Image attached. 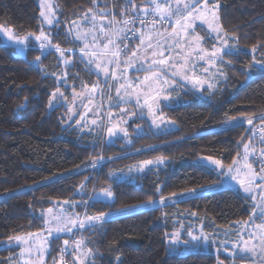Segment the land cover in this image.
<instances>
[{"label": "trees", "instance_id": "trees-1", "mask_svg": "<svg viewBox=\"0 0 264 264\" xmlns=\"http://www.w3.org/2000/svg\"><path fill=\"white\" fill-rule=\"evenodd\" d=\"M134 2L139 8L150 0ZM208 2L218 5L222 29L235 36L239 46L252 49L259 45L256 54L242 50L226 57L231 60L224 68L226 79L215 90H205L201 96L188 89L180 103L163 106V114L175 122L176 128L157 133L146 118L138 117L128 123L127 138L113 142L68 123L69 109L65 105L49 107L51 94L65 87L56 76L61 64L54 47L45 52L30 40L23 55L20 46H9L0 34V244L9 237L44 230L42 212L57 201L81 199V213L108 214V219L79 233L85 246L96 252L88 264L232 263L220 250L181 254L170 246V237L181 224L190 222L205 233L217 234L249 220L254 207L252 199L239 189H213L218 172L198 159L208 156L229 164L237 158V151L243 153L241 138L252 133L253 143L258 141V149L261 147V135L256 132L264 126L260 124L264 114V67L252 61L253 56L256 61H264V0ZM128 3L96 0L93 6L92 0H57L59 20L53 26L51 44L66 51L80 49L67 31L68 22L90 7L113 8L119 16ZM40 13L38 0H0V25L12 28L18 36L39 34ZM37 56L40 61H36ZM67 71L68 81L76 88L92 87L98 80L77 59ZM228 116L237 120L225 124ZM248 118L253 119V125L245 122ZM157 157H163L166 163L139 174L135 180L112 176ZM82 188L85 193L79 195ZM157 188L166 198L165 205L159 203ZM189 188H195L197 194L182 197L180 193L186 194ZM105 189L114 193L112 201L92 199L91 192ZM173 192L177 195L171 196ZM149 197L154 201L152 208L121 213L147 204ZM188 231L186 224L183 236ZM68 237L51 240V264H60V249ZM19 259V247L0 245V264H14Z\"/></svg>", "mask_w": 264, "mask_h": 264}, {"label": "snow or ice", "instance_id": "snow-or-ice-1", "mask_svg": "<svg viewBox=\"0 0 264 264\" xmlns=\"http://www.w3.org/2000/svg\"><path fill=\"white\" fill-rule=\"evenodd\" d=\"M93 6L96 5V0H92ZM208 4V0H150V3L147 6H141L137 8L134 0H129L128 6L124 7L120 14V19H117L112 13H105L102 11H94L92 7L88 9V12L84 14L83 20L91 23V29L86 32H79L75 35L76 40H80L83 42V46L80 47L81 58L87 57L88 64H94L95 67L102 72L106 77L104 81L105 87L111 88L112 85L108 83V79L117 80V70L121 69V65L123 64V71L120 73V76L123 77L129 68L135 66V58L136 61L140 59H146L149 57H159L158 59H151L150 63L148 64L147 68H138L137 71H144L147 73L144 77V81L136 83L135 88H140L141 84H144L145 87L141 89L140 92H136L135 88L133 87L132 82L125 81L120 83L118 87L115 88L116 96L118 97L119 101L124 103H128L126 97L131 98L134 94L136 96L135 104L140 108L147 107L150 114L154 115L153 124L156 123L157 119H160L163 115L161 112L158 116L153 112L154 107H159L160 101H168L171 96L175 93L176 89L173 85L176 84V80L174 77L180 76L181 79L185 81L191 80L193 87L199 86L198 90L203 91V81L196 76L195 74V63L193 60H200L204 61L211 67H215L217 65V61H220L221 64H229L231 60H226V57H231L233 54H239V49L236 48L234 43H230L228 40H222L219 34L217 35V40L219 41V46L213 44L212 49L209 51L203 47L193 48V51L196 52V56L192 59H185L184 64H178L177 62L173 61V57L169 54L165 57V51L167 49L164 48V45L157 40L155 44L152 42V33H150L147 37L148 43L145 44V36L143 34L142 29L137 28H128V31H132L134 34L136 32H141L139 44L143 47V52L146 54L145 56L139 55V48L130 50L129 52H124L123 49L120 48L119 44H117L116 40L113 39L114 35L124 33L125 28L121 27L117 29L115 33L112 32V29L115 27L116 24H120L123 26L134 25L139 22L141 25H146L149 21H146L145 17L151 15L152 19L150 23L153 26L157 22H164L166 20L171 21L173 17H175V21L172 25V35L173 36H180V32H177V28L181 30L185 35L191 36V40L196 41L197 43L201 41L203 38L200 36L195 35V22L197 20H201L202 22H207L205 20V8L202 7ZM42 9L47 8V14L44 10L41 11L40 15L44 17V20L48 24H52L53 21L49 17L53 15L52 6L47 5L42 0L41 4ZM131 9V11H129ZM89 13L91 15H89ZM142 14V15H141ZM97 17H99L101 23L97 25ZM156 17H159V21L156 20ZM213 17H215V13H213ZM218 19V17H215ZM107 21V23H103ZM76 22L73 21V24ZM78 26V25H77ZM209 27L212 31L219 33L220 26L216 25L215 27L212 24H209ZM93 30H96L100 33L99 36L92 35L91 41H89L88 36L92 33ZM191 30V31H189ZM158 31V30H157ZM0 33L6 36L8 41H12L17 45H25L28 36H34L36 41H39V47L41 49L45 47H54L55 51L59 53V58L63 61L65 65L71 63L70 59L65 58V51L61 49L58 45H52L49 37L45 34L43 30L39 32V34L29 33L28 36L23 38L16 36L11 29L0 25ZM123 39H127V36L124 35ZM234 39H237L234 37ZM238 42V40H237ZM123 43V40H121ZM180 40H176V46H179ZM91 45V47H90ZM99 46H102L104 50L107 51H95V49ZM112 46L115 50H109V46ZM191 46V45H190ZM259 45L252 46V52L255 53L257 51ZM124 48H127V45H124ZM149 49H153L150 53H148ZM23 51V49H21ZM123 52L125 56L124 61H120L119 56ZM112 56L114 59L107 60L105 57ZM188 56L191 57V53H188ZM36 61H40V56H37ZM173 61L172 63H169ZM253 64L260 63L262 67H264V61H256L255 56H253ZM109 65H114L111 73L109 72ZM181 69H183V73L181 74ZM205 72L208 71V68L203 69ZM191 73V75H189ZM156 85V87H153ZM83 87V86H82ZM98 85H92V92L95 93L98 90ZM209 88L212 87L211 84L208 85ZM121 89H124L122 92ZM131 89V91H129ZM171 89V91H169ZM57 93L60 96H63V93L59 92V88L56 89L51 94V98L49 100V107H53V100L57 98ZM103 95V93H102ZM144 95L145 99L143 104H141L140 96ZM111 99V97H109ZM151 100V103L149 101ZM91 99H89V103ZM71 111V109H69ZM121 112H124V109H120ZM129 115L125 113V116L119 117L120 121H124L125 117ZM131 115H135V113H131ZM237 118L234 116H228L225 120V124H230L233 121H236ZM111 122V121H110ZM249 125H253V119L248 118L245 121ZM95 123V121H93ZM260 124H264V114L260 116ZM112 127L107 128V134L111 136H116L118 131L123 132L125 136H127V130L123 128H117L116 122H112ZM262 133L260 137L261 147L259 149V156L261 159L262 166L260 168V173H256L252 167V163L249 161V157L255 155L257 152V148L253 143V136L255 133L247 137L241 138V143L243 146V153L241 154L240 151H237L236 157L233 158L231 163L225 164L220 159H213L211 157L205 156L202 157L203 160L208 161L210 164L215 166V169H219L220 171L217 173V182L218 184L222 185L224 179H230L235 181L245 193H250L252 191V186L255 184L257 188H261L264 191V128L259 129ZM251 132V129L248 130ZM102 159V157H101ZM163 157H157L156 163H162ZM154 161L146 160L143 161V165H150L153 164ZM95 166V165H93ZM132 169L130 168L129 171ZM137 171H144V167H139L136 169ZM259 180V183H257ZM217 186V185H213ZM83 187V185H81ZM157 192H160V199L159 203L161 205L166 204V198L163 195V192L157 188ZM196 189L189 188L187 189L188 195H195ZM104 197L111 198L113 193L108 190H102L101 193ZM185 193H180V195H184ZM177 193H171V196H176ZM255 200V197H252ZM154 203L151 197L148 198L147 204L152 205ZM259 208L261 217H264V205H256L253 207L252 216H256V208ZM51 209H48V212H51ZM108 214L101 212L97 216H90L85 215L83 219L71 216H55L52 219L56 220V225L54 228L49 229V234L52 231L55 232H71L72 228H79L85 229L87 227H93L94 222H103ZM195 215V213H193ZM252 220V217L249 218ZM253 226L259 230V235L256 232L249 233V238L244 239L241 236V240L243 241L242 244H234L233 248L238 249V252H229L230 256H237L240 253L245 254L241 259L247 258L250 254L251 256L257 255L256 248L259 247L261 260H264V219H262L261 223L256 224L253 221ZM192 236L193 240L200 241L204 244H214L215 241L210 238L209 235L202 234L200 236H193L191 232L188 233ZM29 236L32 233L28 234ZM173 239L171 241L172 244L177 242L179 233H173ZM10 241L15 240L18 243H27V241L22 240V238L17 235L8 238ZM256 239L259 241L258 244H251L250 241ZM71 244L74 246L71 252H68V246L70 245L69 240H64V248L60 249L61 253V260L60 264H86L89 257L95 256V250L91 248L84 247L83 240H73ZM175 251V249H172ZM219 251V248L217 249ZM71 256V261H66L65 257ZM39 259H43V256H40ZM56 264V262H54ZM223 264V262H221Z\"/></svg>", "mask_w": 264, "mask_h": 264}, {"label": "rangeland", "instance_id": "rangeland-1", "mask_svg": "<svg viewBox=\"0 0 264 264\" xmlns=\"http://www.w3.org/2000/svg\"><path fill=\"white\" fill-rule=\"evenodd\" d=\"M38 2H39V5L41 7L42 0H38ZM186 2H187V0H186ZM44 3L52 6L53 15H51L49 18L52 19L53 23L48 24L44 20V17L41 16V19H42L41 30H43L45 32V34L49 37V40L52 41V37H53L52 34L54 32L53 26L59 20L57 0H44ZM202 7L205 8V20L207 22H202L201 20H197L195 22V33L194 34L203 38L198 43L196 41L191 40V36L185 35L183 32H181V30L179 28H177V32H180V36H173L171 34L172 33V25L175 21V17H173V19L171 21L166 20L164 22H157L155 24V26H153L152 23H150V21L152 19L151 15H149L148 17H145L146 21H149L148 23H146V25H141L139 22H137L134 25H129V26H123L120 24H116L115 27L112 29L113 33H115L117 31V29H119L121 27L125 28V32L114 35L113 39L116 40L117 44H119L120 48L123 49L124 52H129L130 50H134V49L139 48V55L143 57L146 54L143 52V47L140 46V44H139L141 32H136L134 34L132 31L127 30L129 27L142 29L143 34L145 36V44L148 43V40H147L148 35L150 33H152L153 44H155V42L157 40H159L164 45V48L167 49L164 53L165 57H167L169 54H171L173 57V61L177 62L178 64H184L185 59H192L193 57L196 56V52L193 51V48L203 47V48L210 51L212 49L213 44H216L217 46H219V41L217 40L218 34L222 40H228L230 43H234L236 48L239 49V51L247 50L253 55L256 54V52L253 53L251 49H244L243 47L239 46L237 39H234L235 36L225 32L222 29V27L220 25V21H219V12H218V5L217 4H210L208 2V4L206 6H203V4H202ZM42 10H44L47 14V8L42 9V7H41V11ZM94 11H102L105 13L110 12L117 19H120V15L116 16L113 8H98ZM213 13H215V17H218V19L213 17ZM89 15H91V14L89 13ZM83 17H84V15L80 16L79 18H77L75 20L68 22V25H67L68 26L67 31H68L69 35L73 38V40H75L78 43L79 47L83 46V42L80 40H76L74 38L75 35L79 32H86L89 29H91V27H92L91 23H88V22L83 20ZM156 20L159 21V17H156ZM73 21H75L76 23L73 24ZM96 23H97V25H99L101 23L99 17H97ZM103 23L106 24L107 21H104ZM209 24H212L214 27L216 25H219L220 26L219 33L212 31V29L209 27ZM4 27L11 29L12 32L16 36H18L12 28H9L7 26H4ZM200 30H203L205 33H202ZM189 31H191V30H189ZM0 34L3 36V38L6 40V42H8L9 46L14 43L12 41H8L6 36L3 35V33H0ZM204 34H206V36ZM92 35L99 36L100 33L96 30H93L92 33L88 36L89 41H91ZM124 35L127 36V39H123ZM26 36H28V35H26ZM18 37L23 38L25 36H18ZM177 39L180 40L179 46H176V40ZM30 40H34L35 42L38 43V45L40 44L39 41L35 40L34 36H28V40H27L26 44ZM121 40H123V43H121ZM125 44L127 45L126 49L124 48ZM14 45L20 46L21 48H19V53L25 55V52H26V49L24 48L25 45H17L15 43H14ZM16 46H13V47H16ZM90 47H91V45H90ZM21 49H23V51H21ZM43 49L45 52H47L48 50L53 49V48L52 47H45ZM109 50H115V49H113L112 46L110 45ZM152 50L153 49H149L148 53H150ZM95 51L99 52V51H107V50H104L102 48V46L98 45V47L95 49ZM188 53H191V57L188 56ZM57 56L59 58V53H57ZM65 58L70 59L71 63H69L68 65H65L63 63V61L59 58L60 64H61V70H60V73H58L56 75L59 84L65 85V87L59 88V92L63 93V96H60L59 93H57V98L55 100H53V107L60 105V104H63L68 109H71V111H69V115H68V123L74 122L75 126L77 128H79L82 132L93 133L96 135H102L106 142H113L117 138H127V136H125L123 134V132L118 131L116 136L110 137L107 134V128L113 126L112 122H116L117 128H123V129L127 130L128 123L131 122L132 120H134L135 118H138V117L146 118L148 123H149L150 128L154 132H157V133L176 128L175 122L170 120L168 117H166L165 114H163L162 117L160 119H157L156 123L153 124L154 115L149 113L147 107L140 108L139 106H137L135 104V99H136L135 94L131 98L126 97V100H128V103H124L122 101H119L118 97L116 96V92H115V88L118 87L120 83H123L125 81L132 82L134 88H135L136 83L144 81V77H145V75H147V73L142 71V70L137 71V69L141 68L142 66H143V68H147L151 59H158L159 57H149L146 59H140L138 61H136L135 58H133V60L135 61V66L132 68H129L123 77L120 76V73L123 71V64H122L121 69L117 70L118 79L117 80L108 79V83L110 85H112L111 88L105 87L104 81L106 80V77L104 76V74L102 72H99V70L95 67L94 64H91V65L88 64L87 63V59H88L87 57H85L83 59L81 58L80 49H75V50L71 49V50L65 51ZM76 59L79 62H83L90 72L95 73L98 76V80H97L95 85H98L99 87L95 93L92 92V87H88L86 85H80L78 88H76L74 86V85H76L75 83H70L68 81L67 78H68L69 72L67 71V69H68V67H70L73 64L74 60H76ZM105 59L112 60L114 58L109 55V56L105 57ZM119 59H120V61H124L126 59L125 56L123 55V52H121ZM173 61H170L169 63H172ZM193 62L196 65L195 66L196 76H199V78L204 82L203 83V89L204 90L203 91L198 90L199 86L193 87L191 80L185 81V80L181 79L180 76L174 77V79L176 80V84L173 85V87H175L176 91L168 101L162 100V101H160V105L158 108L157 107L153 108V112L157 116L162 112L161 108L163 106H165V105L171 106V105H174L176 103H180L182 100V94L184 91H186L188 89H192V90L196 91L198 94H200L201 96H204L205 90H210V91L215 90L221 84V82L226 79V74L224 72V68H225V66H227V64H221L220 61H217V65L215 67H211L208 64H206L204 61L193 60ZM113 67H114V65H109V72L110 73H111ZM204 68H208V71L205 72L203 70ZM182 73H183V69H181V74ZM189 75H191V73H189ZM209 84L212 85L211 88L208 87ZM144 87H145V85L141 84L140 88H135V91L140 92L141 89ZM153 87H156V85H153ZM121 91L123 92L124 89H121ZM129 91H131V89H129ZM169 91H171V89H169ZM102 93H103V95H102ZM109 97H111V99H109ZM89 99H91L90 103H89ZM144 99H145L144 95H141L140 96L141 104H143ZM149 103H151V100L149 101ZM121 108L124 109V112L120 111ZM125 113H128L129 115H127L125 117L124 121H120L119 117L125 116ZM131 113H135V115H131ZM93 121H95V123H93ZM262 125H264V124H262ZM254 144L257 148V152L255 153V155L249 157V161L252 163V167L255 170V172L260 173V168L262 166V163H261V159L259 156V149L257 147L258 141L254 142ZM213 159H215V158H213ZM151 160L154 161L153 164L143 165L142 162H140V163H137V164L130 166L127 170H124V171L121 170V171L114 172L112 174V176H114L115 178H117L119 180H127V179L135 180L139 174H143V173L148 172L152 169H155L159 166H163L166 163L165 159H163L162 163H156L155 162L156 159H151ZM198 161L204 165H207V166L215 169L214 165L210 164L206 160H203L202 157H200L198 159ZM99 164L100 163H98V165ZM139 167H144V171H137L136 169ZM130 168L132 169L131 171H129ZM215 170L217 172L220 171L219 169H215ZM261 175H264V173H261ZM258 181L259 180H257V183H258ZM215 185H217V186H212L213 189L226 188L227 186H232L234 188L238 187V184L235 181L230 180V179H224V182L222 185H220L218 183ZM259 189L261 190V188H257L254 184L252 186V191L249 193L251 198L253 196L255 197V200L252 199L253 206L264 205V201H263L264 196H261V192ZM84 193H85V190L83 188L78 191L79 195L84 194ZM101 193H102V190H97L94 193L91 192L92 199L93 200H103V201H112L114 199V193L113 192H112L113 196L111 198L104 197ZM196 194H197V192L195 193V195ZM190 196H194V195H188L187 193L182 195V197H184V198L190 197ZM172 201H173V198L170 199V202H172ZM81 204H82L81 199H79V201H57L53 207L49 208L52 210L51 212H48V209L44 210L42 212V215H43L44 220H45L44 230H42L40 232L32 233L31 236H29L28 234H20L19 235L22 238V240L27 241V243H19L22 246V250H23V254H24L22 258H25V261H27L29 264L43 263V259L48 252V246L50 244V242L48 240H46V238H47L46 236H50L52 238H57V237L65 236V235L70 236V235H72V233L76 229H78V228H72L71 232H67V231L55 232V231H52L51 234H49V229L54 228L56 223H57L56 220H54L52 218L55 216L63 215V216H71V217H77L78 216L80 219H83L84 216L87 214H85V212L81 213V211H80V208H81L80 205ZM152 206L153 205H148V204L137 205V206L132 207L130 209L128 208L124 211H121V213L129 214L131 212H138L141 210L152 208ZM106 219H108V216H106V218L104 220H106ZM96 223H100V222H94V224H96ZM186 224L189 225V231L186 233L185 236H183V232L186 229ZM186 224H181V227L178 228L174 232V233H179L177 242L175 244L171 243V241L173 239V235L170 237V246H171V249H175V252H178L181 254H186L188 252H195V251H200V250H205V251L215 250L216 252H218L217 249L219 248V250L222 253H224V250L226 248H224L223 245H229V242H224V243L221 242L220 243V242H218L217 239H214V238H212V240L215 241L214 244H204L200 241L193 240L192 236H190L188 234L189 232H191L193 236H200L202 234V232L205 235H207V234L203 231V229L199 225L198 226H192L190 224V222H187ZM82 230H84V229H79V233ZM79 236L80 235H78V238H79L78 240H81L82 238H80ZM82 240L84 242V247H86L85 246V239H82ZM15 242H16L15 240L5 241V242L1 243L0 245H3V244L7 245L10 243L14 244ZM63 243H64V241H63ZM40 256H43L42 260L39 259ZM19 261H20V259H19ZM89 261H90V259H88L86 264H88ZM56 264H57V262H56ZM260 264H264V260Z\"/></svg>", "mask_w": 264, "mask_h": 264}, {"label": "crops", "instance_id": "crops-1", "mask_svg": "<svg viewBox=\"0 0 264 264\" xmlns=\"http://www.w3.org/2000/svg\"><path fill=\"white\" fill-rule=\"evenodd\" d=\"M258 183H259V181H258ZM228 187L234 188L232 186H227L226 188H228ZM219 189H221V188H219ZM236 189L241 190L245 195H247L251 198L250 194L245 193L239 185ZM260 192H261V196H264V191L260 190ZM263 201H264V199H263ZM251 217H252V220L249 219V220L244 221V222H237L228 228L220 230L217 234L206 233L207 235L210 236L211 239L212 238L217 239L218 242H220V243L221 242H223V243L229 242V245H223V246H224V248H226L224 250V254L232 259L231 264H260L263 261V260H261V254H260L259 247L256 248L257 255L251 256L249 254L248 257L244 258V259H241V257H243L245 255L243 253H240L237 256H230L229 255L230 251L231 252H238V249L233 248V245L243 243V241L241 240V236H243L244 239H248L249 233L256 232L257 235H259V230L253 226V221H255L256 224H259V223H261L262 219H264V217H261L260 210L258 207L256 208V216L253 217L251 215ZM46 237H47L46 240H48L50 242V244L48 246V252L43 259V263H40V264H51L48 261V254H49L50 249H51V240L53 238L50 236H46ZM8 241H10V240H8ZM250 243L251 244H258L259 241L256 239H253L250 241ZM5 246H17L20 248V261L14 263V264H29L27 261H25V258H22L24 254H23L22 246L18 242H15L14 244L10 243L7 245H5V244L2 245V247H5ZM89 259H91V257H89Z\"/></svg>", "mask_w": 264, "mask_h": 264}, {"label": "built area", "instance_id": "built-area-1", "mask_svg": "<svg viewBox=\"0 0 264 264\" xmlns=\"http://www.w3.org/2000/svg\"><path fill=\"white\" fill-rule=\"evenodd\" d=\"M10 46H16V45H14V43L13 44H11ZM260 128H264V126H262V127H260ZM262 133L260 132V130H258L257 132H256V135L257 136H260ZM78 235H79V228L78 229H76L75 231H74V233L70 236V238H69V241H70V245L68 246V252H71L72 251V248L74 247L72 244H71V242L73 241V240H78L79 238H78ZM65 247V246H64ZM63 247V248H64ZM65 259H66V261H71V256H67L66 255V257H65ZM60 260H61V253H60Z\"/></svg>", "mask_w": 264, "mask_h": 264}]
</instances>
